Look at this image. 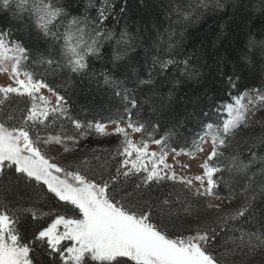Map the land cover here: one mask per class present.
<instances>
[{
  "label": "snow or ice",
  "instance_id": "6c2138e0",
  "mask_svg": "<svg viewBox=\"0 0 264 264\" xmlns=\"http://www.w3.org/2000/svg\"><path fill=\"white\" fill-rule=\"evenodd\" d=\"M116 8L117 0L98 7L96 0H0V16L9 18L0 27V54H12L0 60L10 81L0 86V264H36V254L49 257L46 264H264V137L240 143L249 126L244 97L214 105L215 120L205 112L187 152L169 146L182 123L157 138L159 124L144 119L137 98L150 94L153 115L169 106L175 89L162 97L158 87L173 69L183 77L174 84L215 76L228 87L258 67L264 72V32L245 30L230 72L224 57L209 62L206 52H181L189 28L228 9L264 25V0H158L152 28L126 22L113 30L106 22L119 24L125 12ZM226 40L221 25L213 47ZM105 44L113 46L115 72L98 78L91 61ZM83 83L110 89L123 113L73 118L69 93ZM135 133L144 137L139 143ZM94 134L116 138L115 164L58 159L69 143L74 150ZM193 152L205 153L201 174L177 177L168 156L195 159ZM18 190L27 205L8 198ZM193 214L194 229L176 230Z\"/></svg>",
  "mask_w": 264,
  "mask_h": 264
},
{
  "label": "trees",
  "instance_id": "16d2710c",
  "mask_svg": "<svg viewBox=\"0 0 264 264\" xmlns=\"http://www.w3.org/2000/svg\"><path fill=\"white\" fill-rule=\"evenodd\" d=\"M87 2V0H83ZM97 7L99 0H96ZM121 6L125 7V12L121 14L120 23L114 21L106 22L107 27L113 30H118L123 27L124 23L132 24L133 26L142 24L146 28H152L157 21L158 0H117V8L119 11ZM90 15L95 16V8L90 9ZM159 20L164 21V17L159 16ZM9 23V18L0 16V27H4ZM221 25L224 26V31L229 35V40L217 43L213 47V42L216 40L217 33L221 31ZM246 29H251L254 33L259 35L264 32V25L261 21L252 20L247 21L240 12L233 14L231 9L227 10V14L221 13L214 16H209L200 21L198 24L189 28L185 36L183 46L181 48L182 55L195 52L200 55L202 52L207 53L209 62L216 56L224 57L230 61L227 69L231 70L237 55L238 46H242L243 36ZM19 33H14V35ZM25 40L27 36L25 35ZM113 46L105 44L101 49V57L99 59H92L91 71L96 73L99 78L101 73L115 72L111 62ZM140 58L144 59V49H138ZM173 78L177 81H182L178 72L173 69L167 76L160 78L158 87L159 95L168 97L169 89L174 88L170 105L161 112L153 115V103L146 100V96L150 94L140 92L137 98L143 105V116L146 121H151L159 124V128L155 132L157 138L165 136L167 130L177 120H179L183 127L179 131V135L172 137L169 140L170 147H176L178 150L183 149L187 152L192 147V140L196 138L199 129V122L207 119L203 114L210 112L212 119H216L214 105L227 104L232 102L237 95H242L245 92L260 91L264 93V72H261L259 67L255 71L244 73L239 80H237L236 87H228L226 80L221 83V78L209 76L205 80L197 83L194 81H184L182 83L174 84ZM158 103V99L155 101ZM69 107L70 114L73 118L81 121L93 118L107 119V113L116 115L123 113V105L119 98L112 94V91L97 89L94 85L89 87L87 83L80 84L73 92L69 93ZM23 109V105L20 106ZM19 114V112L17 113ZM59 123V122H58ZM64 129L72 130V125L69 121L64 120ZM54 131L60 132L61 129L52 126ZM243 144L245 140L251 142V138L262 136L264 137V116L258 121L249 124L247 128L239 133ZM247 155V153H245ZM85 157V156H83ZM88 157H99L98 161H94L97 165L103 163L105 160L108 163L115 164L111 159V153H100L97 155H89ZM79 159V158H78ZM114 171V169H113ZM172 186V185H170ZM177 190L180 185H174ZM227 190L221 192V195H226ZM9 199L15 197L21 203L28 204L27 196L24 190H18L7 194ZM196 226V216H186L176 222V230L194 229ZM49 257L45 255L36 254V264H46Z\"/></svg>",
  "mask_w": 264,
  "mask_h": 264
},
{
  "label": "rangeland",
  "instance_id": "374dc122",
  "mask_svg": "<svg viewBox=\"0 0 264 264\" xmlns=\"http://www.w3.org/2000/svg\"><path fill=\"white\" fill-rule=\"evenodd\" d=\"M11 56V53L0 54V60L3 56ZM5 66H10L7 61H4ZM9 79L6 73H0V86L7 85ZM241 96L244 97L243 104L245 105V115L248 124L258 121L264 116V93L260 91H250L245 92ZM234 100V99H233ZM232 100V101H233ZM111 131V127L109 128ZM132 140L135 143H139L144 137L140 133L132 134ZM112 136H98L93 135L87 139H81L80 144L73 150V145L69 143V152L61 151V155L58 159L69 161L78 159L83 156L97 155L100 153H113L115 148L118 146V141ZM59 147V146H57ZM205 152L208 149V145H204ZM149 151H157V146L154 144L149 145ZM195 159H190L188 155L180 154H170L167 159V163L171 166L172 170L177 174V177L185 176L186 178H193L195 175L201 174V169L199 167L202 162L205 153L204 152H193ZM190 166V167H185Z\"/></svg>",
  "mask_w": 264,
  "mask_h": 264
}]
</instances>
